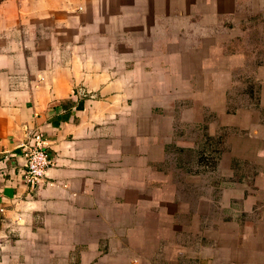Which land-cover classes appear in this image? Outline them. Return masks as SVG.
Listing matches in <instances>:
<instances>
[{"label":"crops","instance_id":"0c3cea01","mask_svg":"<svg viewBox=\"0 0 264 264\" xmlns=\"http://www.w3.org/2000/svg\"><path fill=\"white\" fill-rule=\"evenodd\" d=\"M259 16L0 0V264H264V52L235 48ZM36 130L53 165L31 186Z\"/></svg>","mask_w":264,"mask_h":264},{"label":"built area","instance_id":"2783aa9c","mask_svg":"<svg viewBox=\"0 0 264 264\" xmlns=\"http://www.w3.org/2000/svg\"><path fill=\"white\" fill-rule=\"evenodd\" d=\"M21 146L25 160L24 179L34 186L46 176L48 167L53 165V159L49 156L47 141L41 131L32 132L28 142Z\"/></svg>","mask_w":264,"mask_h":264},{"label":"rangeland","instance_id":"374dc122","mask_svg":"<svg viewBox=\"0 0 264 264\" xmlns=\"http://www.w3.org/2000/svg\"><path fill=\"white\" fill-rule=\"evenodd\" d=\"M259 17H261V16H259ZM256 23L258 25L248 27L247 37L245 38L243 43H239V45H237L235 47L236 49H242L243 50V49H247V48H249V49H257L258 48L259 51L264 52V16H262L259 19H256ZM255 35L258 36V38L260 40L259 43L253 42L256 39V38L255 39L253 38ZM250 40H252V41H250ZM248 52L250 54L251 51H248ZM247 76L248 75H245V74H240L237 76V81L235 83L236 86L232 90L233 94L236 92L237 85H240V87L237 89V93L240 92V89H241V91L243 90L242 92H244L245 90L247 91V87L252 86V85L254 87H256V84H254V81H252V80L247 81L246 80ZM234 77H236V76L234 75ZM236 100H237L236 104H239L240 100L244 101V99L242 97L241 98L237 97ZM237 149H239V147H237ZM185 157H188V156L185 155ZM251 172H254V171L247 169V175H250Z\"/></svg>","mask_w":264,"mask_h":264}]
</instances>
